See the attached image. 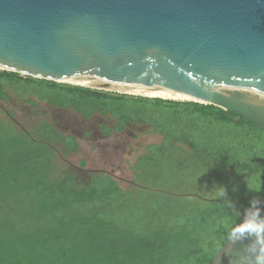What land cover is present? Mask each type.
<instances>
[{"label": "trees", "instance_id": "obj_1", "mask_svg": "<svg viewBox=\"0 0 264 264\" xmlns=\"http://www.w3.org/2000/svg\"><path fill=\"white\" fill-rule=\"evenodd\" d=\"M13 101L70 110L84 120L99 114L112 121L103 127L106 135L136 124L161 138L132 165L137 186L120 189L100 172L89 186L76 188L58 173L61 159L77 148L73 138L43 118L32 129L0 122V187L46 205L45 214L113 237L96 264H210L252 202L264 197V131L234 112L0 70V102ZM170 146L174 156L154 155ZM142 174H152L151 185H140ZM219 187L224 197L215 196ZM253 192L244 208L235 204Z\"/></svg>", "mask_w": 264, "mask_h": 264}, {"label": "water", "instance_id": "obj_2", "mask_svg": "<svg viewBox=\"0 0 264 264\" xmlns=\"http://www.w3.org/2000/svg\"><path fill=\"white\" fill-rule=\"evenodd\" d=\"M0 70L176 92L264 131V0H0ZM247 243L210 264H239Z\"/></svg>", "mask_w": 264, "mask_h": 264}, {"label": "rangeland", "instance_id": "obj_3", "mask_svg": "<svg viewBox=\"0 0 264 264\" xmlns=\"http://www.w3.org/2000/svg\"><path fill=\"white\" fill-rule=\"evenodd\" d=\"M90 89L98 90L94 87ZM108 89L159 99L144 96L143 93L133 94L127 88ZM42 118L52 125L56 133L75 141L76 150L61 159L58 173L60 180H69L76 188L89 186L91 177L100 172L112 176L120 189L137 186L132 176V165L145 153L148 145L161 141L150 127L136 124H129L122 131L106 135L103 127H112V121L99 114L84 120L70 110L44 104L32 108L20 106L14 101L0 102V122L12 123L17 129H32ZM175 154L174 146L168 149L160 147L154 151L158 159ZM161 162L158 160L159 165ZM151 175L142 174L140 185H151ZM255 195L253 192L248 199L235 204L244 208ZM45 206L15 196L13 190L0 187V264H96L99 249L104 244H113V237L105 233L77 226L59 213L41 212Z\"/></svg>", "mask_w": 264, "mask_h": 264}, {"label": "clouds", "instance_id": "obj_4", "mask_svg": "<svg viewBox=\"0 0 264 264\" xmlns=\"http://www.w3.org/2000/svg\"><path fill=\"white\" fill-rule=\"evenodd\" d=\"M216 197H224L225 190L219 187L215 190ZM259 200H254L252 206L242 220V230L231 233L229 239L233 244H244V255L239 264H264V215L258 210Z\"/></svg>", "mask_w": 264, "mask_h": 264}, {"label": "bare ground", "instance_id": "obj_5", "mask_svg": "<svg viewBox=\"0 0 264 264\" xmlns=\"http://www.w3.org/2000/svg\"><path fill=\"white\" fill-rule=\"evenodd\" d=\"M73 85L81 86V87H94V88H119V89H131L133 94H141L143 93L144 96L148 97H157L161 99H169L175 101H188L191 100L190 98L176 92H170L166 90H158V89H147L142 87L131 86L128 84L121 83L119 81L113 80H103V79H96V80H81V81H72L70 82ZM126 89V91H127Z\"/></svg>", "mask_w": 264, "mask_h": 264}, {"label": "built area", "instance_id": "obj_6", "mask_svg": "<svg viewBox=\"0 0 264 264\" xmlns=\"http://www.w3.org/2000/svg\"><path fill=\"white\" fill-rule=\"evenodd\" d=\"M105 92H111V93H117V94H125V95H129L127 93H120V92H112L111 90L109 89H104ZM133 96V95H132Z\"/></svg>", "mask_w": 264, "mask_h": 264}]
</instances>
